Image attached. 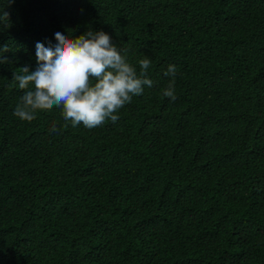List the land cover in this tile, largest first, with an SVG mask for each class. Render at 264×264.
<instances>
[{
	"label": "trees",
	"instance_id": "16d2710c",
	"mask_svg": "<svg viewBox=\"0 0 264 264\" xmlns=\"http://www.w3.org/2000/svg\"><path fill=\"white\" fill-rule=\"evenodd\" d=\"M89 30L153 86L94 129L15 116L36 44ZM4 46L0 264H264V0H0Z\"/></svg>",
	"mask_w": 264,
	"mask_h": 264
},
{
	"label": "clouds",
	"instance_id": "9594fccd",
	"mask_svg": "<svg viewBox=\"0 0 264 264\" xmlns=\"http://www.w3.org/2000/svg\"><path fill=\"white\" fill-rule=\"evenodd\" d=\"M55 44H36L35 71L27 67L13 73V80L23 90L14 115L31 122L38 111L61 110L65 122L72 127L83 125L87 129L102 126L106 120L116 123V114L133 97L143 94L144 86L151 88L147 78L151 60L145 56L138 61L139 75L121 51L103 31H87L77 38L56 31ZM9 48H0L7 53ZM8 63L5 54L0 64ZM177 68L169 65L166 77H175ZM164 97L176 100L174 80L162 90ZM56 132L55 124L50 129Z\"/></svg>",
	"mask_w": 264,
	"mask_h": 264
}]
</instances>
